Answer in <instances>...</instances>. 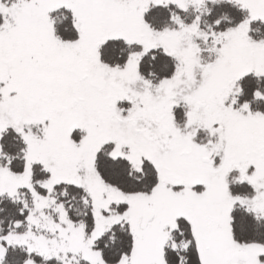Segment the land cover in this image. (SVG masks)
Here are the masks:
<instances>
[{"label": "snow or ice", "instance_id": "1", "mask_svg": "<svg viewBox=\"0 0 264 264\" xmlns=\"http://www.w3.org/2000/svg\"><path fill=\"white\" fill-rule=\"evenodd\" d=\"M0 264H264V0H0Z\"/></svg>", "mask_w": 264, "mask_h": 264}]
</instances>
